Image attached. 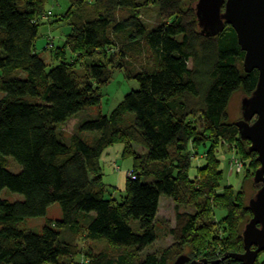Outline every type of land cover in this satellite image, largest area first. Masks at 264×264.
I'll use <instances>...</instances> for the list:
<instances>
[{
	"label": "trees",
	"instance_id": "obj_1",
	"mask_svg": "<svg viewBox=\"0 0 264 264\" xmlns=\"http://www.w3.org/2000/svg\"><path fill=\"white\" fill-rule=\"evenodd\" d=\"M48 1L0 0V264H168L186 241L193 246L190 260L203 246L214 250L210 242L221 252L242 244L241 224L251 212L238 204L237 190L218 189L217 143L226 140L229 151L249 158L246 174L254 175L256 154L226 120V107L235 91L251 94L258 71H244L234 29L226 25L206 36L186 0H68L60 14ZM148 7L155 8L153 25L141 18ZM47 23L69 25L61 44L46 36L44 48L57 61L52 67L35 48L39 26ZM114 69L137 87L103 114L99 105ZM91 106H98L96 114L68 136L61 132L60 125ZM117 143L133 157L134 177L112 195L101 157ZM132 144L143 152H133ZM200 145L205 161L194 167ZM8 158L19 172L9 169ZM5 188L23 199L3 198ZM161 196L175 201L173 242L145 251L159 237ZM218 202L226 210L220 220ZM53 203L60 217H45L40 229L20 225L44 217ZM182 205L195 211H181ZM82 229L111 250L103 245L80 254L64 232ZM213 229L225 236H212Z\"/></svg>",
	"mask_w": 264,
	"mask_h": 264
},
{
	"label": "rangeland",
	"instance_id": "obj_2",
	"mask_svg": "<svg viewBox=\"0 0 264 264\" xmlns=\"http://www.w3.org/2000/svg\"><path fill=\"white\" fill-rule=\"evenodd\" d=\"M194 3H195V0H193L192 2L190 0H186V5H191L195 12ZM47 6L53 10L54 14H60L61 12H64L67 9L68 0H49L47 3ZM155 17H156L155 8L148 7L147 11L142 13L141 18L146 24L153 25L157 21ZM68 30H69V25L66 23H54V24L47 23V24H42L39 26L38 36L35 41V48L39 52V54L46 60L49 67L56 65L57 61L51 58L52 54L50 50H45L44 48L46 36H49V35L52 36L54 38L55 43L58 45L62 43L61 39L64 38V35ZM67 56L69 55L67 54ZM136 87H137L136 81L132 79H126L122 71L114 69L111 81L103 89V96L101 99V103L99 105L100 112L103 114H107L123 98L126 92ZM244 96L245 94L243 93L242 90H237L231 95V98L226 107V120L228 122L234 123L235 121L242 118L240 107H241V100ZM97 107L98 106H91L87 108L86 110H82L78 112L75 118L70 119L64 125L63 124L60 125L61 132H63L66 136L74 132L77 129L76 126L78 125L80 120L97 113V110H98ZM221 143H222L221 145L217 143L218 150H219L217 151V154L220 158V164L219 163L218 164L220 165L219 167H221L222 169V176L219 182L218 189L221 190L225 186H231L232 190L234 189L233 191L237 190L239 192L238 194L241 195V198L237 200L238 204L241 206H247V202L249 198H251L255 194L258 187L260 186L259 184L254 183L252 179L253 176L249 177L246 174V163L250 159L243 157L241 153L240 154L235 153L234 149L232 151H229L228 150L229 143L226 140H222ZM115 145L117 146L119 144H115ZM244 146L248 148L249 142L248 141L244 142ZM204 149L205 147L200 145L197 148L196 152L198 154L202 153ZM104 156L105 155L103 154L101 157L102 181L103 183H105L110 178L111 174L120 173V177L118 181H116L115 185L114 184L108 185L105 183V185L108 187V189L112 193H115V195H118L117 192L123 191L125 187L126 181L124 180L127 175V172L131 170L132 168V157L131 156L119 157V159L117 160L119 169L112 170L109 163H106V160H104ZM233 157H238L240 159L242 158L243 160V169L240 172H236L234 166L232 165ZM7 161H8L9 169L12 172L20 171V166L17 165L11 158H8ZM202 161L204 162V159L203 160L201 159V162ZM1 196L11 201L23 199V196L20 195L19 193L11 192L10 190L6 188L1 191ZM174 207H175V201L173 199L165 197V196H161L159 205H158L157 215H156V222H155L156 229L159 232V237H158V240L155 241L150 247L146 248L145 251L159 252V251H162L170 247L171 243L173 242V238L171 234H169L168 229L174 225V215H175ZM179 209L181 211H185V210L190 211V212L195 211V208L193 206L190 207L187 205L179 206ZM225 215H226V210L224 207H222V204L219 202L218 204L215 203V206H214L215 219L220 220L223 217H225ZM58 216L60 217V207L58 203H53L47 209L46 215L44 217L27 218L20 225L24 228L40 229L45 217L56 218ZM249 219H247V221ZM246 222L242 223L241 226H243V224L245 225ZM222 229L223 228L220 227L221 231ZM240 232H242V230ZM64 235L66 236L67 239L72 240L74 242L76 250L79 251V253L82 254L83 256H87V257L90 256L91 253H95L96 251L100 250L102 246L104 245V244H101V242L98 243V242H92L88 240L85 236V232L83 231V229L80 232H78V234H75L74 236L68 233H65V232H64ZM215 235L225 236L224 233L222 232L219 233V231L217 232L215 229H213L212 236H215ZM240 236H241V233H240ZM208 237H210V234L208 235ZM186 242L188 244L187 246H185L184 250L181 251L180 254L191 255L192 253L191 248L193 246L190 245L191 241H186ZM241 243H242V239H241ZM210 244L213 245L214 250L211 249L212 248L211 246L209 247L203 246V248L200 251H195V253H197V257L195 258V260L201 262L202 259H206V262H203L202 264H212L216 262H217L216 264H225V262L222 263V261H224L225 259H221L224 253L233 252V251L239 253L243 251L242 244L235 245L234 248H231L230 250H226L222 252L219 251V249H221V246H219L218 243L213 244V242H210ZM103 247L107 251L111 250L108 245H104ZM180 254H178L177 256L174 255V257L170 259L168 264H174V261ZM229 258L233 259L232 257H229ZM263 259H264V251L259 253L258 257L255 260V264H262ZM64 264H67V262H65ZM71 264H73L72 261H71Z\"/></svg>",
	"mask_w": 264,
	"mask_h": 264
},
{
	"label": "water",
	"instance_id": "obj_3",
	"mask_svg": "<svg viewBox=\"0 0 264 264\" xmlns=\"http://www.w3.org/2000/svg\"><path fill=\"white\" fill-rule=\"evenodd\" d=\"M195 16L206 36H215L230 25L244 52V71H258L255 89L241 100L242 118L234 124L240 138L249 142L248 150L256 153L259 167L254 171L253 181L260 186L247 202L251 217L241 232L244 252H227L221 257L254 264L264 250V0H196ZM188 262L202 264L206 259L200 262L180 254L174 264Z\"/></svg>",
	"mask_w": 264,
	"mask_h": 264
},
{
	"label": "crops",
	"instance_id": "obj_4",
	"mask_svg": "<svg viewBox=\"0 0 264 264\" xmlns=\"http://www.w3.org/2000/svg\"><path fill=\"white\" fill-rule=\"evenodd\" d=\"M117 144H119V143H117ZM114 145L109 147L108 149H106L103 154L105 155L104 156V160H106V163H109V165L111 166L112 170H118L119 167H118V164H117V160L119 159V157H127V156H131V155H124L123 154L124 145L122 143H120L117 146L116 145L114 146ZM132 151L141 153V152H143V148L138 146V145L132 144ZM196 151H194L195 155H194V158L192 159V165L194 167L202 164L203 161L201 162V159L202 160L204 159V157L202 156V153H199L198 155H196ZM204 161H205V159H204ZM133 164L134 163H133V157H132V166H133ZM195 171H196L195 168H191L190 169V172L193 173V174L195 173ZM119 177H120V173L111 174L110 178L105 183L108 184V185H113V184L115 185L116 181H118ZM126 179H127V175H126L124 181H126ZM112 195H115V193H112ZM160 198H159V201H160Z\"/></svg>",
	"mask_w": 264,
	"mask_h": 264
},
{
	"label": "built area",
	"instance_id": "obj_5",
	"mask_svg": "<svg viewBox=\"0 0 264 264\" xmlns=\"http://www.w3.org/2000/svg\"><path fill=\"white\" fill-rule=\"evenodd\" d=\"M232 165L234 166L236 172H240L243 169V160L238 157H233ZM127 175L131 178L134 177V173L132 171H128Z\"/></svg>",
	"mask_w": 264,
	"mask_h": 264
},
{
	"label": "flooded vegetation",
	"instance_id": "obj_6",
	"mask_svg": "<svg viewBox=\"0 0 264 264\" xmlns=\"http://www.w3.org/2000/svg\"><path fill=\"white\" fill-rule=\"evenodd\" d=\"M253 248H254V247H253ZM263 251H264V250H263ZM242 252H244V250H243ZM261 252H262V251H261ZM261 252H260V253H261Z\"/></svg>",
	"mask_w": 264,
	"mask_h": 264
}]
</instances>
